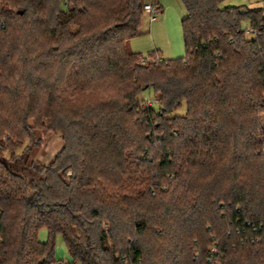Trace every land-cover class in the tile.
Instances as JSON below:
<instances>
[{
    "label": "trees",
    "instance_id": "obj_1",
    "mask_svg": "<svg viewBox=\"0 0 264 264\" xmlns=\"http://www.w3.org/2000/svg\"><path fill=\"white\" fill-rule=\"evenodd\" d=\"M146 1L0 0V264H264V9L179 0L166 59Z\"/></svg>",
    "mask_w": 264,
    "mask_h": 264
},
{
    "label": "rangeland",
    "instance_id": "obj_2",
    "mask_svg": "<svg viewBox=\"0 0 264 264\" xmlns=\"http://www.w3.org/2000/svg\"><path fill=\"white\" fill-rule=\"evenodd\" d=\"M150 0H147L148 2ZM159 4L163 6V13L159 14L161 10L156 9V20L154 22L150 21L149 15L143 12L139 34L131 38L128 42V48L134 52L141 53L142 56L147 57L148 52L159 49L163 54V58L169 59L172 56L170 52L177 51L184 55V45L181 30V18L184 16L185 11L179 0H158ZM242 6L246 8H263V0H222L221 6ZM159 7V6H158ZM166 15L167 25L164 29L159 28V22ZM158 24V25H157ZM157 25V26H156ZM249 26V22L242 23L243 30L245 32V26ZM151 26L155 27L154 33L151 31ZM254 27V26H253ZM257 29V28H256ZM255 35L246 34L247 38H251ZM143 58V57H142ZM141 60V59H140ZM154 100L157 99L151 89L145 90L140 96V104L146 99ZM157 107V103L154 104ZM185 112L184 103L177 108L173 114H183ZM30 145L29 141H25L22 148H19L16 153L22 154L25 147ZM62 145V140L60 135L56 132L47 133L41 140L40 146L32 148L29 159L35 161L36 163H47L53 157V155L60 149ZM8 157V154H5ZM106 226V224H103ZM40 240H45L47 238V231L41 229L39 232ZM54 244V257L55 262H63L64 264H72V260L68 255L67 249L63 242L62 236L57 234L55 237ZM52 263V264H54ZM79 264V263H75Z\"/></svg>",
    "mask_w": 264,
    "mask_h": 264
},
{
    "label": "built area",
    "instance_id": "obj_3",
    "mask_svg": "<svg viewBox=\"0 0 264 264\" xmlns=\"http://www.w3.org/2000/svg\"><path fill=\"white\" fill-rule=\"evenodd\" d=\"M64 2L66 3V0H64ZM263 3H264V0H263ZM156 4H157V0H151V1L146 2L143 5V11L149 15L150 21H153V20L156 19V17H155V14H156V11H157L156 10V6H155ZM263 9H264V6H263ZM256 32H257L256 27H253L251 25H249V26L246 25L245 26V34L255 35ZM143 59L144 58H141V60H143ZM157 102H158L157 99H154L152 101V100H150L148 98V99L142 101V103H143L142 106H144V107L151 106V105H153V104H155ZM262 152L264 153V147L262 149ZM254 230H255V228H254ZM263 230H264V228H263ZM210 250L211 251H215V247H211ZM54 264H64V263L63 262H56Z\"/></svg>",
    "mask_w": 264,
    "mask_h": 264
},
{
    "label": "crops",
    "instance_id": "obj_4",
    "mask_svg": "<svg viewBox=\"0 0 264 264\" xmlns=\"http://www.w3.org/2000/svg\"><path fill=\"white\" fill-rule=\"evenodd\" d=\"M157 3H158V6H159V10H161V12L159 14H162L163 13V6L161 4H159V1L158 0H157ZM165 16L166 15L164 14V17L158 23L159 25L157 24L159 26V28H161V27H163L164 29L166 28L167 19H166ZM155 20H153L152 22H154ZM154 30H155V27L154 26H151V31H153V33H154ZM155 50H157V49H155ZM159 53H160V56L163 58L164 57L163 54L160 51H159ZM170 53H171L170 55L172 56L171 58L181 57V56H179V55H181V52L173 51V52H170ZM38 237H39V234H38ZM39 239H40V237H39Z\"/></svg>",
    "mask_w": 264,
    "mask_h": 264
}]
</instances>
